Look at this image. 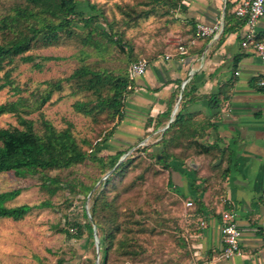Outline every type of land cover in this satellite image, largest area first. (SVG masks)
I'll list each match as a JSON object with an SVG mask.
<instances>
[{"label":"rangeland","instance_id":"1","mask_svg":"<svg viewBox=\"0 0 264 264\" xmlns=\"http://www.w3.org/2000/svg\"><path fill=\"white\" fill-rule=\"evenodd\" d=\"M18 0H0V16ZM148 0H79L77 11L88 16L91 14L88 4L96 5L106 20L115 23L114 28L123 31L124 50L117 47H107L106 52L99 53L83 49L75 41H63L48 48H33L28 55L36 58L40 68L32 64L22 63L16 59L6 71H10L11 86L0 90V105L15 101L18 97L33 99L31 95L42 94L47 89V83L61 81L81 66L83 53L89 54L85 63L96 68L105 69L113 74H121L127 70L129 62L128 48L131 58H143L150 61L157 56L171 51L180 44L178 36L182 26V12L177 10L164 14L158 9L155 14L146 19H139L130 27L124 26L126 19L121 11H146L149 6L143 4ZM122 9V10H121ZM105 27L103 22H100ZM82 32L81 26H75ZM1 39V36H0ZM3 73H0V79ZM2 81L0 80V84ZM18 88L19 94L13 91ZM68 83L62 84L61 91L53 92L51 99L39 112L28 118L39 129L40 115L49 121L57 130H62L69 122L73 126V136L78 143L88 141L93 147L99 143L103 135L116 124L109 121L106 114H101L94 121L74 111L73 104L77 101H87L92 97L88 92L73 91ZM16 118L12 115L0 116V128L16 127ZM147 138L136 143H123L112 136L103 143L98 153L100 157L126 152L121 161L132 158V164L122 177L114 178L113 186L106 188L109 199H116L118 211L122 220L135 223L134 229L146 228V232L136 233V244L139 255L128 258L112 252L107 264H191L193 256L188 250L185 215L187 209L179 195L168 187V172L154 164L146 154L141 152L144 147L151 146ZM83 148L90 152V148ZM137 150V151H136ZM109 173V174H108ZM55 172L50 173L54 175ZM63 180L79 179L91 185L101 176L100 168L90 162L76 166L59 173ZM106 174L110 175V171ZM104 174V176L106 175ZM103 176V177H104ZM102 177V178H103ZM101 178V179H102ZM103 181V180H102ZM100 182V181H99ZM94 189L85 197L83 193H70L66 190L58 192L49 198L39 189V183L34 178L18 179L12 173L0 174V193L21 189L20 194L6 203L7 207L20 205H38L48 201L50 207L34 210L21 221L0 219V264H55L63 259L65 264H94L99 260L95 242H91L88 232L84 229L80 239L66 237L57 229H67L71 234L75 229L71 224L83 225V212L89 215L91 195ZM95 238L98 239L95 232ZM94 238V239H95Z\"/></svg>","mask_w":264,"mask_h":264},{"label":"crops","instance_id":"2","mask_svg":"<svg viewBox=\"0 0 264 264\" xmlns=\"http://www.w3.org/2000/svg\"><path fill=\"white\" fill-rule=\"evenodd\" d=\"M240 1H183L178 40L186 55L174 49L148 62L146 72L132 81L113 135L123 143L145 137L154 144L168 122L154 130L155 123L147 126L148 121L169 109L171 118L177 105L175 115L181 111L191 117L194 138L189 141L225 151L222 156L192 155L184 164L171 162L173 190L183 205L192 203L185 215L191 264H264V92L257 87L264 66L241 48L248 27L234 14ZM216 22L223 23L217 39L194 38L196 25ZM255 33L264 40V16ZM227 209L235 212L241 236L239 252L224 260L220 226Z\"/></svg>","mask_w":264,"mask_h":264},{"label":"trees","instance_id":"3","mask_svg":"<svg viewBox=\"0 0 264 264\" xmlns=\"http://www.w3.org/2000/svg\"><path fill=\"white\" fill-rule=\"evenodd\" d=\"M183 1L148 0L143 4L149 6L146 11H121L126 18L123 24L126 28L130 27L139 19H146L155 14L158 9L164 10V14L177 12V10L184 11ZM78 4L79 0H18L0 16V73H3L0 79L2 81L0 90L11 86L10 71H6V68L16 59L40 68L41 65L35 63L36 58L28 55L35 47L48 48L63 41L75 40L83 49L93 50L100 55L111 46L124 50L126 43L123 41V31L114 28L115 23L108 22L96 5L89 3L91 14L85 16L77 11ZM228 10L229 5L226 3V14ZM241 20L245 24V20ZM100 22H103L105 27H102ZM78 25L81 26L82 32L76 31L75 26ZM256 39L264 42L262 37H256ZM128 54L130 63L127 70L116 75L105 69L86 64L85 58L89 54L84 52L80 67L61 81L47 83V89L42 94L30 96L33 98L31 101L28 98L18 97L15 101L0 105V116L9 114L17 121L16 127L0 128V174L12 173L18 179L36 177L39 189L49 198L63 190L70 193L80 192L86 197L100 181L97 189L90 196L92 203L89 215L83 212L85 223L83 225L71 224V228L75 229L74 234L67 229H57L66 237L74 239H80L85 229L91 242L94 240L95 231L98 236L100 255L98 264H107L112 252H120L119 254L128 258L138 256L139 247L134 235L147 231L143 227L134 229L135 223L133 222L136 221L122 220L116 199H109L106 195V188L113 186L114 178L124 175L132 164V158L119 163L125 151L105 158L98 156L103 143L114 135L116 125L103 135L99 143L91 147V144L85 140L81 144L78 143L73 136V126L69 122L66 123L64 129L57 130L40 115L39 129L36 130L34 121L28 117L39 112L49 102L53 92L61 91L62 84L68 83L74 88L73 91L88 92L92 97L87 101L75 102L73 104L75 112L90 117L94 121L101 114H106L109 121L115 120L118 124L123 118L125 101L132 93V82L130 83L131 88L127 89L129 66L143 59L131 58L130 48H128ZM12 90L19 94L18 88L15 87ZM184 94L183 91L182 99ZM169 118L170 109L154 121L149 120L147 126L154 122V130H157L163 127ZM190 120L191 117L179 111L168 128L163 131L158 142L141 149V152L152 159L154 164L168 172V187L171 189H173L170 177L171 162L184 164L185 160L192 155L222 156L225 152L215 146H206L197 140L189 141V137L194 138ZM84 146L91 147L90 152L86 151ZM85 162H90L100 168L101 176L93 184L87 185L76 178L71 180L61 178L60 172L71 170ZM108 171L110 175L101 179ZM53 172L55 174L50 175ZM20 192L21 189H15L0 193V219L21 221L34 210L50 207L48 201L32 206L7 207L6 203L16 198ZM180 199L182 200L181 197ZM194 201L198 210L201 211L202 203L198 199ZM55 264H65V262L63 259H58Z\"/></svg>","mask_w":264,"mask_h":264},{"label":"built area","instance_id":"4","mask_svg":"<svg viewBox=\"0 0 264 264\" xmlns=\"http://www.w3.org/2000/svg\"><path fill=\"white\" fill-rule=\"evenodd\" d=\"M235 16L244 19L248 27V33L241 41V48L251 51L255 54L264 66V42L256 39L255 26L257 22L264 16V0H241L234 12ZM223 30V23L216 22L213 25L198 24L195 27V39H217ZM175 53L179 56L186 55L187 49L185 45H177ZM148 67V61L140 59L131 63L129 66V90L130 83L138 76H142ZM257 87L264 92V71L257 80ZM186 208H191L192 203H185ZM236 214L233 210L227 209L221 213L220 235L223 245L221 259L227 260L234 257L239 252V242L241 231L235 222ZM202 224V223H201Z\"/></svg>","mask_w":264,"mask_h":264},{"label":"water","instance_id":"5","mask_svg":"<svg viewBox=\"0 0 264 264\" xmlns=\"http://www.w3.org/2000/svg\"><path fill=\"white\" fill-rule=\"evenodd\" d=\"M176 110H177V105L175 106L174 110L172 111L171 118H170V120L168 121L167 126L164 127L163 129H161V132H163L166 128H168V126L170 125V123H171L172 120H173V117H174V115H175V113H176ZM120 162H121V159L119 160V163H120ZM108 174H109V173H108ZM108 174H106L102 179H105V178L108 176ZM93 228H94V226H93ZM94 229H95V228H94ZM94 238H95V231H94ZM94 242H95L96 249H97V252H98V247H99V246H98V239L95 238V239H94ZM95 264H98V260H96Z\"/></svg>","mask_w":264,"mask_h":264}]
</instances>
